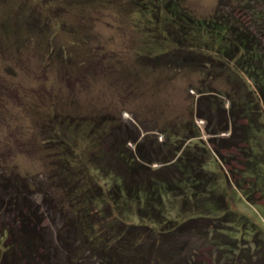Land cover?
I'll return each mask as SVG.
<instances>
[{
    "label": "trees",
    "instance_id": "1",
    "mask_svg": "<svg viewBox=\"0 0 264 264\" xmlns=\"http://www.w3.org/2000/svg\"><path fill=\"white\" fill-rule=\"evenodd\" d=\"M56 3L137 15L144 37L134 51L139 67L120 74L104 53L108 68L98 71L125 73L128 85L115 88L125 110L137 103L133 123L68 109L65 101L88 86L85 71L98 70L96 52L103 51L89 46L92 18L81 21L78 34ZM4 6L0 100L5 106V99H18L20 123L29 116L50 128L39 139L40 156L50 163L36 204L30 179L3 173L7 153L30 150L27 128L20 125L14 145L1 141L0 264L264 263V223L233 201L238 192L251 206H264L255 198L264 200V0H218L207 14L189 0H4ZM53 67L67 72L56 89L55 81L39 92L7 86L16 76L43 83ZM180 73L190 76L185 113L141 101L148 86L156 96ZM144 107L149 115L140 117ZM223 150L239 155L238 167Z\"/></svg>",
    "mask_w": 264,
    "mask_h": 264
},
{
    "label": "rangeland",
    "instance_id": "2",
    "mask_svg": "<svg viewBox=\"0 0 264 264\" xmlns=\"http://www.w3.org/2000/svg\"><path fill=\"white\" fill-rule=\"evenodd\" d=\"M39 1V0H36ZM218 0H189L190 5L196 10L197 13L207 14L210 10L214 9ZM39 4V2H38ZM56 11H58L59 16H61L67 25L71 27V29H75V32L80 34L79 32H83V27L81 21L90 20L92 18V22L89 24L91 31L92 39L89 42V46L91 50L100 49L103 52H96L97 58L96 68L98 70L89 69L88 71H84L74 76L72 80H78L83 77L84 82L88 83V86H85L84 90H80L79 94H74L71 96L67 103L68 109L74 110L79 115H85L92 111H98L100 113H107L118 115V119L121 123L128 124L129 122L133 123V118L131 112L136 110V104H132L127 106L126 110L119 103L120 96L116 93V88L118 85L121 87L123 85H128L126 81V75L118 76V78H114L109 75L105 70L106 74L101 75L98 71L103 70L104 68H108L106 63L104 62V53H107V59L114 60L113 65L114 68H119V73L121 74L122 70H127L128 68L131 71H134L136 59L134 51L141 46V41H143L144 37L140 29L137 27V15L135 17H131L130 14H119L115 10L112 9H101L102 11L98 12L97 9L92 11L88 9V6L81 7L75 6L70 7L69 5H64L63 3H56ZM4 0H0V20H4V14L1 15L2 8H4ZM104 10V11H103ZM94 15V16H93ZM242 15V14H241ZM16 15L10 14V19L14 18ZM91 21V20H90ZM79 32H78V31ZM63 35L67 37L68 32L66 29H63ZM85 34V33H84ZM65 37H62L60 41H62ZM4 53V52H1ZM104 56V57H103ZM11 61V60H10ZM4 55L0 54V90L4 91V71L6 64L4 63ZM12 62V61H11ZM139 66H137L138 68ZM54 70L50 69L48 74L49 77L47 80H43L44 78L40 77V80L44 82L35 81V77L28 78L22 76H16V80H8L10 88H14L15 85L19 89L24 88H32L33 91L39 92L44 86L50 87L53 86V82L55 81L56 89L58 86V80L63 77V75L67 74L63 71L59 72L58 69L53 67ZM74 69V68H73ZM137 70V69H136ZM118 73V74H119ZM36 74L41 75V72L36 70ZM37 76V75H36ZM195 78V77H194ZM193 78V79H194ZM190 79L189 75L178 74L176 75L170 82H164L160 84V88L158 94L156 96H151L149 92L151 86H148V90H145L144 95H141V101L143 103L147 102V105H156V102L160 103V107L163 105L165 108H168V111L173 113H185L192 102V97H190L186 91L185 87L188 85V80ZM88 80V81H87ZM65 82V80L63 79ZM21 84H19V83ZM41 84V85H40ZM192 92V91H191ZM190 94H193V92ZM145 97V98H143ZM10 100L4 99L0 100V162L4 165V140L7 143L15 144L17 139H20V135H22L21 124L25 125L26 131H24L25 140L28 143L27 153L21 151H11L7 153V160H5L6 171L3 172L9 176L12 175V178L19 177L23 181L22 176H26V178L30 179L31 187L33 188L34 195L32 196L33 201H36V204L41 202V195L38 194L39 188H41V182L45 180V173L49 167L50 160L47 157L40 156L39 152V139L50 133V128L46 125V123L41 124L36 118H28L25 122L19 121V116L21 114V107L18 103H15L16 99ZM194 99V98H193ZM70 100L73 104L70 103ZM15 101V102H14ZM79 103L78 105H76ZM139 103V101H138ZM37 106L34 107L36 109ZM40 106L37 108L36 112L39 111ZM124 109V110H123ZM13 110V111H12ZM149 109L144 107L137 114L140 116L142 114L147 113L149 115ZM13 112V113H12ZM18 116V117H17ZM141 117V116H140ZM196 124L200 126L203 130V121L200 119H196ZM43 125L48 128H43ZM7 135V137H5ZM10 138V140H9ZM26 150V148H22ZM223 154L226 156L229 154L231 166L238 167L239 166V155L234 150H229L228 152L223 150ZM225 169L229 170V165H223ZM264 178V177H263ZM233 179V178H232ZM2 183L0 182V189ZM234 190L232 191V193ZM32 193V192H31ZM15 192L11 191L12 196L14 197ZM258 194L256 193L255 198L258 200V203L264 204V200L257 198ZM233 201L238 203V207L241 210H244L252 219H254L258 224L262 225L264 223V212L261 209L264 206L259 207V205L251 206L249 201L241 193L234 192L233 193ZM30 200V199H29ZM31 203V200H30ZM33 206V205H32ZM236 207V206H235ZM1 210V209H0ZM206 250H200L198 255L202 258H206ZM264 264V263H263Z\"/></svg>",
    "mask_w": 264,
    "mask_h": 264
}]
</instances>
